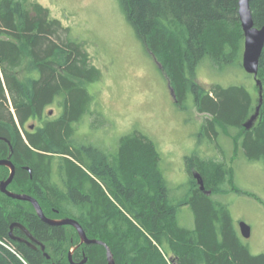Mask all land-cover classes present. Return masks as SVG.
Listing matches in <instances>:
<instances>
[{
    "label": "trees",
    "instance_id": "obj_1",
    "mask_svg": "<svg viewBox=\"0 0 264 264\" xmlns=\"http://www.w3.org/2000/svg\"><path fill=\"white\" fill-rule=\"evenodd\" d=\"M238 1L118 0L176 105L188 109L192 95L196 111L208 114L200 129L203 139L213 143L221 132L230 136L234 130L238 149L264 164V47L257 74L262 102L250 129L243 124L258 105L255 92L245 85L206 88L195 80L207 56L219 69L242 66ZM249 7L254 25H264V0H250ZM100 77L83 43L71 39L46 7L36 0H0V137L12 146L15 167L8 189L36 198L50 218L76 219L88 238L105 243L116 264H264V254L249 251L227 207L212 197L224 192L225 160L187 156L189 188L173 199L157 147L145 135H122L114 154L75 139L76 124L93 102L86 85ZM255 90L258 94L257 85ZM54 102L61 111L50 117L46 108ZM32 120L39 125L31 129ZM8 153L9 145L0 139V159ZM195 169L210 194L200 190ZM8 174L0 166V179ZM183 205L193 211V228L178 223ZM14 221L44 243L50 258L10 238ZM12 232L22 236L17 228ZM79 242L73 226L48 225L30 202L0 191V264H71L72 247L74 262L85 258L84 264H108L106 246Z\"/></svg>",
    "mask_w": 264,
    "mask_h": 264
},
{
    "label": "rangeland",
    "instance_id": "obj_2",
    "mask_svg": "<svg viewBox=\"0 0 264 264\" xmlns=\"http://www.w3.org/2000/svg\"><path fill=\"white\" fill-rule=\"evenodd\" d=\"M36 1L61 21L71 39L83 43L91 63L101 71L98 81L86 85L93 102L90 113L76 124L75 139L114 154L122 135L133 131L145 135L157 147L159 167L173 199L184 196L189 188L187 156L195 153L225 160L224 192L212 197L227 207L234 229L249 251L264 254L263 162L249 160L238 149L234 130L230 136L221 132L213 143L203 139L200 129L208 114L196 111L192 95L188 96V109L176 105L158 63L136 37L118 0ZM195 77L206 88L211 84L245 85L258 95L255 80L242 66L219 69L208 56L198 64ZM46 111L56 117L61 109L54 102ZM29 123L39 125L37 120ZM177 220L181 226L194 227L189 205L179 207ZM240 222L250 227L249 237L241 236Z\"/></svg>",
    "mask_w": 264,
    "mask_h": 264
},
{
    "label": "water",
    "instance_id": "obj_3",
    "mask_svg": "<svg viewBox=\"0 0 264 264\" xmlns=\"http://www.w3.org/2000/svg\"><path fill=\"white\" fill-rule=\"evenodd\" d=\"M249 1L250 0H239L238 1V15H239V20H240L241 27H242L243 34H244V44H243L241 64H242L244 71L247 74H250L253 76L255 83L258 86L259 101H258V105L256 107L254 114H252L250 118L246 122H244L243 126L245 129H250V127L253 125L254 121L256 120L259 114V109H260V105L262 102V84H261V81L257 78V74H258V69H259L260 56L262 53V49L264 47V25L260 27H257L254 25L250 7H249ZM170 93L173 96L172 90H170ZM0 139L4 140L9 145V154L7 155L6 158L0 159V166H6L10 170L8 176L5 179L0 181V191L5 193L10 198H14L20 201L30 202L32 206L34 207V210L36 214L38 215V217L44 223L48 225L73 226L78 232V235L80 238V242H79L80 244L81 243H84V244L99 243V244H103L104 246H106L105 243H103L102 241H99L97 239L88 238L82 226L76 219L71 218V217L50 218L44 214L36 198L26 193H17V192H14L8 189V186L13 180V177L15 174V167L11 161L12 146L10 145L7 139L1 138V137ZM193 177L195 178L197 184L199 185L200 190H205L204 181L200 173L194 170ZM205 192L209 194L210 190H206ZM14 228L19 229L24 234L25 237L15 236L12 232ZM239 228H240V233L242 237L247 238L250 236V227L245 222H240ZM9 236L12 240L23 242L32 249H37V248L41 249L44 253V256L46 258H50L49 254L45 251L44 243L40 241L39 239H37L29 231V229L22 223L16 222V221L12 222L10 224ZM74 248L75 247L71 248L69 251L70 263L71 264H84L86 261L85 258H83L79 262H74L72 260L71 255H72ZM106 256H107L108 264H116L113 259L112 253L107 246H106Z\"/></svg>",
    "mask_w": 264,
    "mask_h": 264
},
{
    "label": "flooded vegetation",
    "instance_id": "obj_4",
    "mask_svg": "<svg viewBox=\"0 0 264 264\" xmlns=\"http://www.w3.org/2000/svg\"><path fill=\"white\" fill-rule=\"evenodd\" d=\"M49 114H50V113H49ZM35 125H36V124H31V125H30V128H31V129L34 128ZM8 154H9V153H8ZM4 167H6V166H4ZM6 168H8V167H6ZM27 169H28V168H27ZM8 170H9V168H8ZM9 172H10V170H9ZM1 180H3V179H0V181H1ZM21 233H22V232H21ZM15 236L25 237L23 233H22V236H21V235H15ZM15 241H16V240H15ZM21 243H23V242H21ZM24 244H25V243H24Z\"/></svg>",
    "mask_w": 264,
    "mask_h": 264
}]
</instances>
